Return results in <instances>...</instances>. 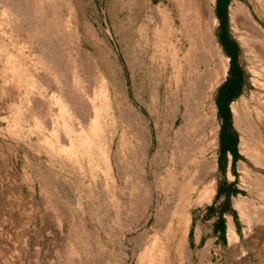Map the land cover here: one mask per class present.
<instances>
[{
	"label": "rangeland",
	"instance_id": "rangeland-1",
	"mask_svg": "<svg viewBox=\"0 0 264 264\" xmlns=\"http://www.w3.org/2000/svg\"><path fill=\"white\" fill-rule=\"evenodd\" d=\"M233 1L264 28V2L227 0L222 17L214 0L229 68L214 89L213 189L188 207L173 240L157 185L174 167L155 122L174 116L167 93L182 36L169 33L179 22L168 0H0V264H264V189L254 184L264 167L241 152L231 110L253 90L229 24ZM240 197L253 203L248 222Z\"/></svg>",
	"mask_w": 264,
	"mask_h": 264
},
{
	"label": "bare ground",
	"instance_id": "bare-ground-1",
	"mask_svg": "<svg viewBox=\"0 0 264 264\" xmlns=\"http://www.w3.org/2000/svg\"><path fill=\"white\" fill-rule=\"evenodd\" d=\"M259 2L262 3L264 0H259ZM3 3L10 7V2ZM213 3L214 0H168L167 2V9L172 16L176 15L179 22L178 29H173L171 25L172 30L169 33L182 37L178 39L180 41L177 46L178 50H173V59L170 63L175 76L169 85L166 106L170 112H173L174 116L169 124L165 123L163 126L161 125V118H155V122L159 124L157 126L159 134H157L160 144L164 138L166 147L171 149L169 156L174 167L170 171L167 168L169 172L168 181L164 179L162 183L157 185L163 194L164 202H166L165 208H162L163 215L172 222V232L169 235L173 240H176L177 235L180 234L181 220L188 207L208 200L213 189L215 163L208 158V153L215 148V135L217 134V105L214 101V89L229 68V58L223 54L216 36V27L219 22L215 15ZM246 6L238 1H233L230 4L229 24L233 37L242 45L241 63L250 75L248 83L253 90L249 95L245 94L232 102L231 110L236 128L240 132L239 147L241 152L248 155L256 165L264 167V28L254 19L250 9ZM12 8L14 11L23 13L21 8ZM164 12L166 13V10ZM170 14L166 13V24H169L168 19L171 20ZM27 25V29L31 28L29 23ZM161 40L163 39L161 38ZM46 44L48 43L46 42ZM49 57L50 53L48 54ZM50 65L54 69L58 67L54 63V59L50 61ZM144 132L147 140L152 138L150 126H147ZM164 132H166V138ZM240 169L246 173L248 178L250 170L245 164H240ZM254 184L264 189V178L257 177ZM139 194L141 193L139 192ZM132 203H135V199ZM252 204L243 197L234 201V206L239 210L245 222L249 220L253 208ZM180 215H182L181 218ZM156 220L158 222V219ZM156 231H160V229ZM227 236L230 245L238 241L237 232L230 223ZM179 250L178 248V252ZM178 252H175L174 258L181 256Z\"/></svg>",
	"mask_w": 264,
	"mask_h": 264
},
{
	"label": "trees",
	"instance_id": "trees-1",
	"mask_svg": "<svg viewBox=\"0 0 264 264\" xmlns=\"http://www.w3.org/2000/svg\"><path fill=\"white\" fill-rule=\"evenodd\" d=\"M227 0H218V6H219V9H220V12L222 14V17H223V14L225 13V10H226V6H227ZM227 53V52H226ZM228 54H229V57L231 58V73H232V76H233V79L231 80V82H234L236 85H234V88L237 87L238 83H239V79H238V70L236 68V57H235V54H233V52L231 50L228 49ZM235 89H233V92H234ZM223 101H224V98H220L219 100V103L220 105L222 106L223 104ZM219 108V107H218ZM233 149V148H232ZM233 154L234 156L236 155V149L234 148L233 149Z\"/></svg>",
	"mask_w": 264,
	"mask_h": 264
}]
</instances>
